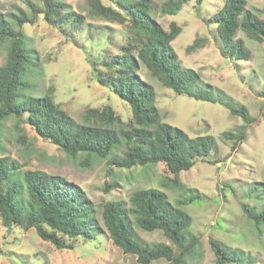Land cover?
<instances>
[{
  "label": "rangeland",
  "instance_id": "obj_1",
  "mask_svg": "<svg viewBox=\"0 0 264 264\" xmlns=\"http://www.w3.org/2000/svg\"><path fill=\"white\" fill-rule=\"evenodd\" d=\"M66 5L71 20L76 15L84 22L74 28L71 22L50 24L42 13L43 0H0V12L15 29L19 25L12 16L22 9L32 22L23 25L27 48L33 66L26 75L25 96H41L53 90L55 102L78 121L89 108L110 105L125 123L132 121L130 106L112 90L98 83L89 60L104 61L121 52L133 33L127 24H118L94 15L87 0H60ZM152 17L165 29L172 23L182 27V33L172 45L183 67L195 70L204 84L214 87L218 100L243 105L255 123L246 130V137L237 149L233 142L221 137L225 132H238L244 120L231 114L221 102L210 103L177 95L141 65L140 76L153 86L162 121L179 127L192 137L211 134L216 139L212 153L198 159L194 167L180 174L183 188L171 186L174 176L163 163L131 169L116 167L113 159L123 154L124 145L107 159L93 158L90 166H82L83 156L72 158L49 140L39 137L28 124L8 118L0 128V158L16 163L13 179L23 182L24 172L40 170L65 177L79 184L95 205L100 234L92 239L73 241L72 250H57L43 241L36 229L28 231L13 226L7 232L0 217V264H139L137 256L127 254L109 238L102 219L107 201L128 204L139 189L164 191L169 202L186 211L192 218L188 238L199 243L186 258L185 264H219L211 240L220 242L230 251L241 252L242 259L232 264H264V225H257L243 211L248 205L255 212L264 210V42L251 40L243 32L237 38L245 41L251 59L241 61L225 57L221 52L216 28L210 22L225 4V0H204L199 7L194 0L176 15L160 12L167 0H149ZM109 4L108 0H103ZM248 9L264 19V0H247ZM200 39V47L188 52L187 47ZM7 44L0 48V67L5 63ZM102 70L101 66H98ZM216 97V95H215ZM24 117H27L25 115ZM198 195L193 202L190 197ZM28 209L26 188L19 198ZM129 206V204H128ZM136 239L146 245L170 244L161 232H144L134 228ZM71 242V241H69ZM151 264H167L156 260Z\"/></svg>",
  "mask_w": 264,
  "mask_h": 264
},
{
  "label": "trees",
  "instance_id": "obj_2",
  "mask_svg": "<svg viewBox=\"0 0 264 264\" xmlns=\"http://www.w3.org/2000/svg\"><path fill=\"white\" fill-rule=\"evenodd\" d=\"M87 0L94 15L118 24H127L133 33L121 52L104 61L89 60L92 74L103 87L112 90L126 102L132 112V121L125 123L112 106L89 108L82 120L73 118L55 102L53 90L41 96H25L26 75L33 59L27 48L23 25L32 22L18 9L12 16L19 25L15 29L7 16L0 12V48L7 44L8 53L0 67V128L10 117L19 124L30 125L39 137L49 140L72 158L83 156L82 166H90L91 159H107L124 145L123 154L113 159L116 167L131 169L163 163L174 176L171 186L183 188L180 174L189 171L198 159L208 157L216 145L213 135L192 137L179 127L162 121L155 105V90L139 74L144 65L161 83L177 95L210 103L221 102L231 114L241 117L245 125L238 132H225L221 137L238 148L246 137V130L255 123L249 110L243 105L218 100L214 87L202 82L193 69L185 68L173 48V41L182 33V27L172 23L167 30L152 17L149 0ZM192 0H167L160 12L176 15ZM200 7L204 0H194ZM42 13L50 24L68 22L78 28L84 17L76 15L71 20L67 7L60 0H43ZM210 22L217 25L216 32L222 55L235 60L248 61L252 55L238 33L243 32L251 40L264 42V19L248 9L247 0H225L223 8L214 14ZM196 39L187 47L193 52L201 43ZM102 67V70L98 69ZM216 95V97H215ZM27 115V117H24ZM207 159V158H206ZM18 165L5 157L0 158V217L7 232L13 226L28 231L36 229L38 236L57 250H72L73 241L92 239L101 233L94 217L96 210L91 198L77 183L65 177L40 170L24 172L23 182L13 179ZM24 188L29 196L28 209H23L19 198ZM195 195L190 201L198 199ZM129 206L123 201H107L102 208V219L112 242L127 254L137 256L139 264H151L165 260L167 264H185L199 243L197 237L188 238L191 216L173 206L160 189L136 190ZM246 216L257 225H264V210L255 212L243 204ZM144 232H161L170 244L146 245L136 239L135 229ZM71 241V242H69ZM211 247L219 264L237 263L241 252L230 251L220 242L211 240Z\"/></svg>",
  "mask_w": 264,
  "mask_h": 264
}]
</instances>
